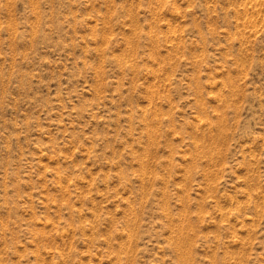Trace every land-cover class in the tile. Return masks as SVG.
Returning <instances> with one entry per match:
<instances>
[{
    "label": "rangeland",
    "instance_id": "374dc122",
    "mask_svg": "<svg viewBox=\"0 0 264 264\" xmlns=\"http://www.w3.org/2000/svg\"><path fill=\"white\" fill-rule=\"evenodd\" d=\"M0 264H264V0H0Z\"/></svg>",
    "mask_w": 264,
    "mask_h": 264
}]
</instances>
